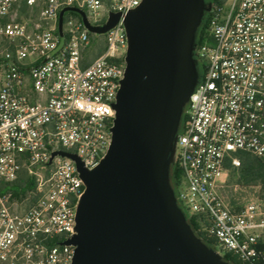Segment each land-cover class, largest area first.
<instances>
[{"label": "built area", "instance_id": "2783aa9c", "mask_svg": "<svg viewBox=\"0 0 264 264\" xmlns=\"http://www.w3.org/2000/svg\"><path fill=\"white\" fill-rule=\"evenodd\" d=\"M144 0H0V264H72L86 190L76 155L95 169L112 143L126 73L124 17ZM111 13L105 34L91 32ZM94 53H97L95 55ZM202 81L177 145L178 198L241 264H264V201L227 198L243 154L264 164V0L213 3L197 47ZM26 173L34 186L10 188Z\"/></svg>", "mask_w": 264, "mask_h": 264}, {"label": "water", "instance_id": "95a60500", "mask_svg": "<svg viewBox=\"0 0 264 264\" xmlns=\"http://www.w3.org/2000/svg\"><path fill=\"white\" fill-rule=\"evenodd\" d=\"M201 0H144L124 17L126 73L114 107L112 143L92 170L74 154L86 190L77 208L72 264H230L194 230L172 181L176 128L202 81L197 58ZM91 32L121 20L111 13ZM212 10V8H211ZM201 69V67H200Z\"/></svg>", "mask_w": 264, "mask_h": 264}, {"label": "trees", "instance_id": "16d2710c", "mask_svg": "<svg viewBox=\"0 0 264 264\" xmlns=\"http://www.w3.org/2000/svg\"><path fill=\"white\" fill-rule=\"evenodd\" d=\"M217 1L218 0H215L214 3ZM207 20L205 21V23L207 22ZM201 34H202V30H201ZM242 159H243V163L239 170V173L241 172L240 182L245 186H252V184L262 183L263 184V185L261 184L263 186L262 195H264V164L262 163L261 160L249 154H243ZM173 176H174V184L178 186L181 181L182 173L179 170L177 164L173 171ZM33 186H34V182L24 172L21 174L20 178L10 186V188L3 187V189L4 191H13L16 197H22V196H26L27 192L31 190ZM261 200L264 201V196ZM231 203L235 205L234 201H232ZM189 220L194 230L197 232V234L200 237H202L208 244L214 247L217 245L216 240L208 237L206 233L202 230L200 219L198 217L196 216L190 217ZM224 257L228 261L234 262L235 264H241L235 257H233L230 254H226Z\"/></svg>", "mask_w": 264, "mask_h": 264}, {"label": "rangeland", "instance_id": "374dc122", "mask_svg": "<svg viewBox=\"0 0 264 264\" xmlns=\"http://www.w3.org/2000/svg\"><path fill=\"white\" fill-rule=\"evenodd\" d=\"M215 0H201L202 5L204 6L203 12H202V20L205 22L211 12V8L213 6ZM200 35H201V31H199L198 33V40L197 42H199L200 39ZM95 55H97V53H94ZM197 71L201 72L200 67H197ZM190 103V101H189ZM188 103V105H189ZM187 105V107H188ZM186 110L183 112L180 122L176 128V133H175V141L178 142L180 136L183 133V130L185 128V122H186ZM176 162H177V153L176 151H172L171 153V165H170V170L172 171V181H173V185H174V190H175V195L177 197L178 200V204L181 207V209L185 212V210L183 209V206L181 204V202L179 201V194H178V186L174 184V176H173V171L176 167ZM240 177H241V172L240 173H236L230 176L229 178V182H228V191H227V198L229 201H234L236 207H240L243 206L244 204H246L249 201L252 200H258V199H262L264 195H262L263 192V184L262 183H258V184H252V186H245L244 184H242L240 182ZM262 184V185H261ZM186 213V212H185ZM187 215V213H186ZM188 216V215H187ZM189 217V216H188ZM211 247L216 251L215 247L211 245ZM230 264H235L234 262H229Z\"/></svg>", "mask_w": 264, "mask_h": 264}]
</instances>
